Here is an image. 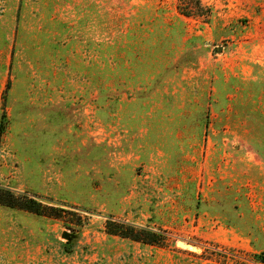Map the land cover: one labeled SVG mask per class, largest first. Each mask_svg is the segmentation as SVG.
Segmentation results:
<instances>
[{
  "label": "rangeland",
  "instance_id": "374dc122",
  "mask_svg": "<svg viewBox=\"0 0 264 264\" xmlns=\"http://www.w3.org/2000/svg\"><path fill=\"white\" fill-rule=\"evenodd\" d=\"M261 254L264 0H0V264Z\"/></svg>",
  "mask_w": 264,
  "mask_h": 264
},
{
  "label": "trees",
  "instance_id": "16d2710c",
  "mask_svg": "<svg viewBox=\"0 0 264 264\" xmlns=\"http://www.w3.org/2000/svg\"><path fill=\"white\" fill-rule=\"evenodd\" d=\"M31 206H24V210L43 215L47 211H55L54 208L49 206H44L41 203H36L29 201ZM4 205L8 207H14L11 203H5ZM106 233L108 235L117 236L122 239H128L134 242L146 244L149 246L162 247L166 244L165 238L163 235L151 231L149 229L136 228L121 222H111L106 223ZM256 260L259 264H264V255L256 256Z\"/></svg>",
  "mask_w": 264,
  "mask_h": 264
},
{
  "label": "bare ground",
  "instance_id": "6f19581e",
  "mask_svg": "<svg viewBox=\"0 0 264 264\" xmlns=\"http://www.w3.org/2000/svg\"><path fill=\"white\" fill-rule=\"evenodd\" d=\"M180 242L181 243L179 245H181L183 248H185L187 246V247H191V248H188V249L192 250V248H193L192 246H190L189 244L185 243L184 241H180ZM182 243H185V246Z\"/></svg>",
  "mask_w": 264,
  "mask_h": 264
},
{
  "label": "water",
  "instance_id": "95a60500",
  "mask_svg": "<svg viewBox=\"0 0 264 264\" xmlns=\"http://www.w3.org/2000/svg\"><path fill=\"white\" fill-rule=\"evenodd\" d=\"M62 237L66 239L68 236L66 234H63ZM180 243V241H177V245H179Z\"/></svg>",
  "mask_w": 264,
  "mask_h": 264
}]
</instances>
